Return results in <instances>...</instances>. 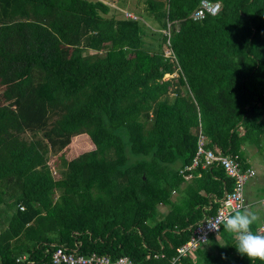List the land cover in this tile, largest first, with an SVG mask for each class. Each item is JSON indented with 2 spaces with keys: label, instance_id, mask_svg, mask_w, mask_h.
I'll list each match as a JSON object with an SVG mask.
<instances>
[{
  "label": "trees",
  "instance_id": "16d2710c",
  "mask_svg": "<svg viewBox=\"0 0 264 264\" xmlns=\"http://www.w3.org/2000/svg\"><path fill=\"white\" fill-rule=\"evenodd\" d=\"M210 1L219 11L191 20L199 0H144L152 27L103 0H0V205L10 210L0 264H52L57 247L136 264H264L222 227L174 259L233 184L217 165L178 175L198 123L207 147L242 167L253 150L264 165V0ZM82 133L91 148L54 178L49 156ZM258 215L252 231L264 234Z\"/></svg>",
  "mask_w": 264,
  "mask_h": 264
},
{
  "label": "built area",
  "instance_id": "2783aa9c",
  "mask_svg": "<svg viewBox=\"0 0 264 264\" xmlns=\"http://www.w3.org/2000/svg\"><path fill=\"white\" fill-rule=\"evenodd\" d=\"M219 9L220 4L218 1L199 0L197 7L189 14V17L191 20H200L205 15H215ZM121 13L127 18H138L136 15L128 11L126 12L125 10L123 12L121 11ZM169 28L170 25L167 24L166 30L163 31L167 36L170 34ZM163 55L170 59V61L176 62L169 47L168 39L163 48ZM170 76L171 75L165 74L164 77ZM212 165L221 167L225 175L232 179V189L223 196L215 212L197 224L192 229L189 238L175 248L176 255L174 259L189 255L200 245L204 244L210 235H216L218 233L208 226V224L215 220L218 214H227L234 209H238L241 204L246 207L243 194L244 185L255 175L254 169L252 166L242 167L237 154H223L218 150L207 147L204 134L198 123L193 156L189 163L178 168L177 173L183 180H189L194 176L199 177L200 169ZM260 204L264 207V199L260 201ZM260 229L264 230V225H261ZM159 256H161V254H159ZM18 259H24V256ZM50 261L52 264H136L134 260L125 255L110 259L106 255H100L94 252L84 255L74 251L64 250L61 247H57L53 250Z\"/></svg>",
  "mask_w": 264,
  "mask_h": 264
},
{
  "label": "rangeland",
  "instance_id": "374dc122",
  "mask_svg": "<svg viewBox=\"0 0 264 264\" xmlns=\"http://www.w3.org/2000/svg\"><path fill=\"white\" fill-rule=\"evenodd\" d=\"M103 1L110 7L114 6L120 12L121 11L123 12L126 9L128 10L129 13L135 14L138 17L141 15L143 19L146 20L149 25H151L152 27H155L154 23H152L149 19L145 18L143 15L145 11L144 0H121V1H118V4L117 2L115 4L111 3L112 1H115V0H103ZM140 18L141 17H139V19ZM69 26H70V32H73L74 25H73L72 19L70 20ZM171 76L175 77V73L171 74ZM41 78H42V72L36 68H33L31 70L32 85H34L37 82H40ZM62 111H63V107L61 104H56L50 107V109H48L47 113L44 115L42 122L39 124V126H42L41 128L39 127V129H43L45 127H49L50 125H52L55 119L60 115ZM40 135H41V131H38L36 136H40ZM22 136L26 139H30L32 137L29 131H25L22 134ZM90 148H91V144L86 134L82 133V134L72 136L68 144L60 152L49 156L48 161H47V166L52 176L54 178L64 179L66 169H67L66 168L67 163L70 160L74 159L79 153L86 151ZM253 169L255 171V174L257 175V176L254 175L256 177L255 178L256 182L254 181V176H253L251 179H249L245 183L244 188L247 187L249 189L250 195L254 194L253 198L259 197L260 199L264 197V183L263 182L258 183V181H262L263 179L262 170L264 169L261 167V165H258ZM54 193L55 195L57 194L56 192ZM250 198L252 199V197ZM158 208L161 212L166 211L165 205L159 204ZM9 215H10V210L6 208L4 205H0V231L5 227L8 221Z\"/></svg>",
  "mask_w": 264,
  "mask_h": 264
},
{
  "label": "clouds",
  "instance_id": "9594fccd",
  "mask_svg": "<svg viewBox=\"0 0 264 264\" xmlns=\"http://www.w3.org/2000/svg\"><path fill=\"white\" fill-rule=\"evenodd\" d=\"M259 220L256 212L241 204L238 209L227 214H218L208 226L216 232L221 231L222 227L223 232L234 238V247L241 256H246L249 260L264 261V234L252 231V226Z\"/></svg>",
  "mask_w": 264,
  "mask_h": 264
},
{
  "label": "crops",
  "instance_id": "0c3cea01",
  "mask_svg": "<svg viewBox=\"0 0 264 264\" xmlns=\"http://www.w3.org/2000/svg\"><path fill=\"white\" fill-rule=\"evenodd\" d=\"M244 156H245V159H246L249 166H252L253 168H255L256 166L261 165V167L264 169V165L260 164V160L254 155L253 150H247V152L244 151ZM262 172L264 175V170H262ZM255 178L256 177L254 176V181L256 182ZM243 194H244L246 207L249 208L250 210L256 212L257 214L261 212L264 215V207H262V205L260 204V201L262 199H264V197H262L260 199L259 198H253L254 194L250 195L249 189L247 187L244 188ZM250 197H252V199ZM261 225H264V222L259 223V225L257 227L258 232H262L260 229ZM194 252L195 251L191 252L188 256L192 257L194 255Z\"/></svg>",
  "mask_w": 264,
  "mask_h": 264
}]
</instances>
